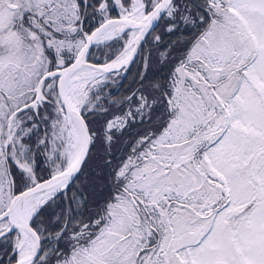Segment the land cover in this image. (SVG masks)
<instances>
[{"label": "rangeland", "instance_id": "obj_1", "mask_svg": "<svg viewBox=\"0 0 264 264\" xmlns=\"http://www.w3.org/2000/svg\"><path fill=\"white\" fill-rule=\"evenodd\" d=\"M142 1L148 14L160 0ZM113 2L119 15L122 8L131 10L135 0L127 5L125 0ZM210 5L218 19L209 23L205 40L195 45L190 57L202 54L218 91L211 93L197 81L196 70L189 69L190 84L176 88V114L166 129L151 141L138 138L133 143L134 149L144 148L139 159L130 157L120 170L127 194L121 193L109 206V222L100 236L75 250L69 262L59 264H264V0H210ZM82 8L80 0H0V154L8 147L10 157V164L5 157L2 165L0 161V206L4 208L12 197V181L18 193L11 164L29 179L24 188L39 181L23 141L37 134V126L26 124L30 121L24 116L10 120L9 110L32 102L49 64H61L64 56H75L83 46L84 36L91 33L83 26L92 11ZM97 10L99 24L112 17L108 0L107 6L99 3ZM172 12L171 8L167 15ZM126 35L118 56L129 50L137 31ZM115 40H101L99 45ZM207 59H218L216 66ZM73 81L69 87L85 95L82 112L98 111L102 93L96 91L109 84L110 77L90 69ZM43 92L42 104L32 112L39 115L43 108L52 117L50 130L43 127L46 133L37 143L46 146L49 169L57 174L70 166L78 132L58 100L55 81H46ZM170 106L173 110V101ZM124 122L116 118L108 129L120 128ZM200 146L205 150L204 163L195 155ZM205 167L207 175L200 173ZM173 192L183 202L173 198ZM54 196V192L47 194L39 208ZM215 205L220 207L210 217L201 214L204 206L211 211ZM245 208L249 213L239 216ZM159 223L163 242L148 249L153 226ZM8 227L7 221L0 223V234ZM22 241L23 236L14 237L7 263L22 257L26 248H20ZM51 253L50 247L40 261Z\"/></svg>", "mask_w": 264, "mask_h": 264}, {"label": "trees", "instance_id": "obj_2", "mask_svg": "<svg viewBox=\"0 0 264 264\" xmlns=\"http://www.w3.org/2000/svg\"><path fill=\"white\" fill-rule=\"evenodd\" d=\"M93 1L97 7L103 0ZM84 2L85 0H80V5L83 6ZM129 3L130 0H125L126 5ZM113 4V0H108L110 14L116 16ZM212 5H210V0H174L168 9V11L173 9L172 14L167 15V11L148 35L127 76L123 79L121 72L111 73L107 75L111 79L110 83L105 84L101 90H95L96 93H102V96L99 110L85 114L92 137L88 159L74 184L65 193L55 195L44 203L31 222L42 236L44 243L36 264L69 262L75 250L89 246L94 238L100 236L102 229L109 222V206L116 202L121 193L127 194L126 177L125 175L119 176V172L130 157L139 159L138 154L144 148L134 149L133 143L138 141V138L151 141L166 129L176 114L174 111L176 110L175 90L180 85L189 86L191 67L196 70L197 81L201 85L209 88L211 93L213 90L218 91L215 84L217 80L213 78V74H210L211 66L203 65L205 61L202 54H198L194 59L190 57L195 45L201 39L205 40V32L209 23L218 19V15H214L211 11ZM91 11L87 20L90 21L89 24L87 22L83 26L84 29L86 28L84 31L88 33L97 27L99 24L97 22L100 20L97 8ZM80 19L81 17L77 21L78 28ZM80 33L78 32V36L81 37ZM126 36V34L122 35L107 45H96L92 50L90 60L95 63L111 61L118 56L117 50L123 47ZM76 55L73 54L71 58L64 56L61 64L55 62L49 64L47 72L69 65ZM217 60L207 59L206 62L216 66ZM180 76L184 79L182 83L179 80ZM172 101L173 110L170 106ZM29 102H24L21 106H12L10 110L8 109L10 115ZM39 109V115L35 114L36 116L31 108L21 111L16 116H24L27 121H30L26 124L37 126V134L23 138V141L28 145L32 154L37 180L42 181L50 178L52 173L44 154L46 146L39 145L37 138H41L46 133L43 127L50 130L48 126L52 115L43 108ZM116 118H124L123 126L108 129V124ZM204 151L200 146L195 154L203 163L205 162ZM3 157L4 152L2 151L1 165L4 161ZM10 169L13 172L16 191L20 192L29 183V179L25 172L14 164L10 165ZM4 170L7 174V169L4 168ZM202 170L209 172L207 167ZM174 192L172 197L176 198L179 203L183 202L180 199L182 196L178 197ZM172 203L174 202L170 201V204ZM6 209L4 205L0 206V214ZM207 211L209 208L204 206L201 214L204 215ZM161 223L153 226L154 238L148 249H156L162 244L164 237H161ZM18 235L14 232L0 238V264L7 263L9 252L13 251L14 237ZM50 247L52 253L40 261Z\"/></svg>", "mask_w": 264, "mask_h": 264}, {"label": "water", "instance_id": "obj_3", "mask_svg": "<svg viewBox=\"0 0 264 264\" xmlns=\"http://www.w3.org/2000/svg\"><path fill=\"white\" fill-rule=\"evenodd\" d=\"M173 1L174 0H160L153 7V9L148 14H146L147 18L145 20L122 15L121 13L116 16L105 18L104 21H102V23H100L90 34L84 36L85 43L74 60L64 68L51 70L45 73L38 81L36 94L33 101L20 107L11 115L10 120H12L13 117H15L23 110L31 108L34 111H37L38 107L44 100L43 88L45 82L48 80L56 79V94L58 100L68 120L76 123L77 130L81 139V149L76 160L67 169L63 170L60 173L52 174L51 177L46 180L37 181L33 184H30L18 193H15L14 183L12 181L11 200L7 209L0 214V223L7 221L9 223V227L0 234V238H3L14 232H17L20 236H23V233H26L31 236L35 243V246L28 255L20 257L16 261L7 264H36L43 250V238L31 224V220L35 215L31 218H27L25 215H22L18 212L21 201L33 192H54L55 195L65 193L80 175L82 168L90 154L92 137L85 118V114L81 109L77 108L73 103H71L67 96L66 90L70 76L78 71L92 69L100 72L102 75L121 72L124 79L127 76L131 66L136 61L142 44L166 14ZM102 3L104 5H107V0H103ZM10 8L14 9L15 6H10ZM116 24L119 26L118 32L114 36V38H118L130 31H137L134 44L128 52L127 57L120 63H115L119 56L105 64L92 62L90 60V57L93 48L100 43V41L102 40L101 36L105 32V30ZM132 200L134 201L133 198ZM46 201H44V203ZM216 264L227 263L218 262Z\"/></svg>", "mask_w": 264, "mask_h": 264}, {"label": "bare ground", "instance_id": "obj_4", "mask_svg": "<svg viewBox=\"0 0 264 264\" xmlns=\"http://www.w3.org/2000/svg\"><path fill=\"white\" fill-rule=\"evenodd\" d=\"M120 13L122 15H127V16L137 18V19L145 20L147 18L146 14H145V6H144V3L142 0H135V3L132 6L131 10L122 8ZM118 26L119 25L116 24V25H113V26L107 28L105 30V32L102 34L101 39L107 40V39L113 38L118 32ZM134 41H135V38H133L132 41L130 42V46L128 47L129 50L126 53H123L121 56H119L115 63H120L127 57L128 52L130 51V49L132 48V46L134 44ZM84 71H86V70L78 71L76 73H73L70 76L68 86H67V90H66L67 96H68L69 100L71 101V103H73L79 109H81V105L84 104L85 95L80 90H78L77 87L73 86V88L71 89V87H69V85L73 80H75L80 75V72L82 73ZM73 82H75V81H73ZM72 125H73V128L75 130H77L76 123H72ZM77 132H78V130H77ZM77 134L79 136V133H77ZM78 136H77L78 142L74 146V151H73L72 158L70 160V165L76 160V158L79 155L80 149H81L80 148L81 139H80V136H79V138H78ZM47 194H50V192H48V193H46V192L45 193L33 192V193L29 194L24 200L21 201L20 206L18 208V212L22 215H25L27 218H31L32 216L36 215V213L38 212V209H39L41 199L45 198ZM24 246L26 248L24 250H22V254H21L22 257L25 255H28L33 250V248L35 246V243H34L33 239L31 238V236H29L26 233H23V241L21 243L20 248L22 249Z\"/></svg>", "mask_w": 264, "mask_h": 264}, {"label": "flooded vegetation", "instance_id": "obj_5", "mask_svg": "<svg viewBox=\"0 0 264 264\" xmlns=\"http://www.w3.org/2000/svg\"><path fill=\"white\" fill-rule=\"evenodd\" d=\"M107 6V5H106ZM109 7V6H108ZM95 8H97L96 7V4H95V2L93 1V0H85V2H84V4H83V10L86 12V11H91V10H93V9H95ZM45 10H49V9H46V8H44ZM22 17H25V16H22ZM86 22H89V21H87L86 20ZM97 23H99V21L97 22ZM45 24V23H44ZM49 24V23H48ZM52 24V23H51ZM63 67V66H62ZM62 67H60V68H62ZM59 69V68H58ZM52 81H55V86H56V79H53ZM3 152H4V157H5V159H6V164H10V162L8 161V159H10V157H9V148L8 147H5L4 149H3ZM211 167V166H210ZM201 172H203L205 175H207L206 173H205V171H200V173ZM210 181V183L212 184V183H214L215 181H213V180H209ZM214 185V184H213ZM221 189V188H220ZM226 198H227V202H229V196L228 195H226ZM238 199H236V202L234 203L235 205H236V207H237V204H238ZM227 204V203H226ZM228 205V204H227ZM250 206H251V203L249 204ZM219 207L220 206H218L217 207V205H215L213 208H212V210L210 211H207V213L206 214H204V216H206V217H210L211 215H212V213L215 211V209L217 210V209H219ZM242 208H240V211H242L241 210ZM247 213H249V210H247V208H245V210H244V212L242 213H240L239 214V216H241V214L242 215H246ZM237 215H234V217H236ZM238 216V217H239ZM228 230V229H227Z\"/></svg>", "mask_w": 264, "mask_h": 264}]
</instances>
